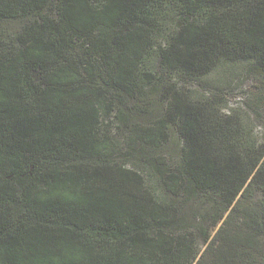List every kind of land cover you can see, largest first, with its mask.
Listing matches in <instances>:
<instances>
[{
  "label": "trees",
  "instance_id": "16d2710c",
  "mask_svg": "<svg viewBox=\"0 0 264 264\" xmlns=\"http://www.w3.org/2000/svg\"><path fill=\"white\" fill-rule=\"evenodd\" d=\"M238 63L264 0H0V264H264V133L181 84Z\"/></svg>",
  "mask_w": 264,
  "mask_h": 264
},
{
  "label": "rangeland",
  "instance_id": "374dc122",
  "mask_svg": "<svg viewBox=\"0 0 264 264\" xmlns=\"http://www.w3.org/2000/svg\"><path fill=\"white\" fill-rule=\"evenodd\" d=\"M10 24V28L12 30L13 28H17L19 25H14V23ZM175 79L178 80L177 76H175ZM181 84L186 88L199 90L201 92H205L206 94L214 92L212 85L219 86L221 88L220 97L223 102V105L221 106L222 110L226 112L235 109L240 110V112H242L245 116H243L245 118V122L248 121L246 116L250 118L249 122L253 128L254 135L258 134V136L261 137V134L264 133V85L256 71L250 69L249 64H224L217 69H213L212 71L201 75L197 78V80H185L181 82ZM155 97L158 99V95ZM158 108L159 106L156 107V109ZM130 114L135 121L145 120L141 113L135 112ZM158 114L157 112H153V115H150L147 118H154ZM112 135L114 136V141L119 143L121 146L125 141H127V135L124 130L119 129L116 123L113 126ZM178 145L179 142H177L175 136H173L171 142L161 149V152L166 154L168 157V163H171L177 155L176 149ZM134 162L138 163L137 159L129 158L128 166L135 167ZM155 184L158 185V187H161L159 179H155ZM216 206H220V204L214 203V200H205L199 193L191 194L188 205L185 208V219L188 224L187 228L194 229V226H192L193 224H202V226L211 229L212 220L209 214L213 212ZM200 218L203 220L202 223L201 221H198ZM220 224L213 228V234L216 232ZM197 240L199 251L202 253L207 244L201 235Z\"/></svg>",
  "mask_w": 264,
  "mask_h": 264
}]
</instances>
